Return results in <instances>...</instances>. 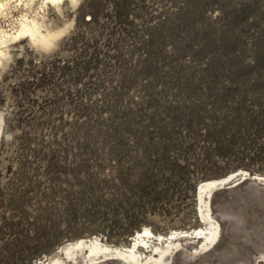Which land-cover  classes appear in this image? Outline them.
<instances>
[{
  "label": "rangeland",
  "instance_id": "374dc122",
  "mask_svg": "<svg viewBox=\"0 0 264 264\" xmlns=\"http://www.w3.org/2000/svg\"><path fill=\"white\" fill-rule=\"evenodd\" d=\"M7 4L0 31L25 15L63 31L1 54L0 264L215 220L209 247L174 237L163 261L142 264H264V185L215 189L210 219L197 194L232 172L264 175V0Z\"/></svg>",
  "mask_w": 264,
  "mask_h": 264
},
{
  "label": "bare ground",
  "instance_id": "6f19581e",
  "mask_svg": "<svg viewBox=\"0 0 264 264\" xmlns=\"http://www.w3.org/2000/svg\"><path fill=\"white\" fill-rule=\"evenodd\" d=\"M50 1L60 3L63 0ZM71 1L76 2L77 0ZM8 2L9 0H0V11L8 5ZM24 15L25 14H23V16ZM28 17L25 15L22 20L20 19L21 21L18 24L19 26L11 32L6 31V29H2L0 31V59L1 54H5L8 42L11 39L18 38L21 35H28L34 42L39 43L42 46H50L53 43V40L63 31L62 29H49L47 31H43L44 23L42 20L37 19L38 17ZM239 174L241 177L237 179ZM257 177L264 179V175L242 171L232 172L227 176L218 179L216 178L200 182L197 186L198 199L199 201L204 202L206 206L205 213L202 212V207L200 206L201 216L207 219L212 217L209 207V197L211 192L215 189L225 187L227 184L232 182L236 185L242 180ZM218 233L219 222L215 220L209 231H205L203 228L199 227L194 229L192 232L181 230L179 233L177 231H172L170 235L167 236H162L161 234L156 235L148 227H145L143 230L137 231L134 235H132L130 238L131 242L129 244L122 242L119 245H114L98 240L93 241L91 239L80 238L75 241L62 244V246L60 245L56 249L55 253L50 257L48 264H67L68 261L78 264V260L81 261L82 264H94L106 258L120 259L125 261L127 264H142L144 261H148V259L152 258L154 261L160 262V260L163 261V257L170 251L171 248L179 247L178 244L173 241L174 237L175 239L179 237H202L204 238V241H202V248H207L216 241L215 239ZM145 250H149L151 255H145ZM155 255L158 257H154Z\"/></svg>",
  "mask_w": 264,
  "mask_h": 264
},
{
  "label": "water",
  "instance_id": "95a60500",
  "mask_svg": "<svg viewBox=\"0 0 264 264\" xmlns=\"http://www.w3.org/2000/svg\"><path fill=\"white\" fill-rule=\"evenodd\" d=\"M250 180H251V182L254 183V184H261V185H264V179H261V178H258V177H257V178H252V179H250ZM237 181H239V180H237ZM236 185H238V184H236ZM236 185H234V182H232V183L227 184L225 187H226V188H232V187H235ZM212 194H213V192H211L210 197H209V200L211 199Z\"/></svg>",
  "mask_w": 264,
  "mask_h": 264
}]
</instances>
